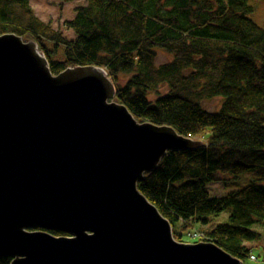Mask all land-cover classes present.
I'll return each mask as SVG.
<instances>
[{
    "label": "trees",
    "instance_id": "obj_1",
    "mask_svg": "<svg viewBox=\"0 0 264 264\" xmlns=\"http://www.w3.org/2000/svg\"><path fill=\"white\" fill-rule=\"evenodd\" d=\"M239 2L240 16L233 9ZM250 13L247 0H86L66 22L75 35L68 40L34 14L29 0H0V35L34 40L53 73L73 65L104 67L118 101L136 118L185 135L209 129L205 147L170 151L137 187L178 241L189 224L205 226L227 211L207 241L244 260L245 244L260 239L253 227L264 223V185L250 183L220 197H210L206 186L218 175L264 167V23ZM54 43L63 48L62 60L50 59L44 47ZM158 51L170 59L156 65ZM201 60L214 62L212 75L200 70ZM120 74L129 75L123 85L116 82ZM160 87L167 92L151 101L148 92ZM210 98L220 101L217 111L196 101ZM261 258L264 264V252ZM10 260L0 257V264Z\"/></svg>",
    "mask_w": 264,
    "mask_h": 264
},
{
    "label": "water",
    "instance_id": "obj_2",
    "mask_svg": "<svg viewBox=\"0 0 264 264\" xmlns=\"http://www.w3.org/2000/svg\"><path fill=\"white\" fill-rule=\"evenodd\" d=\"M115 94L101 67L54 74L32 39L0 35V257L9 264H243L213 242L175 240L137 188L164 149L203 143L135 119L112 101Z\"/></svg>",
    "mask_w": 264,
    "mask_h": 264
},
{
    "label": "rangeland",
    "instance_id": "obj_3",
    "mask_svg": "<svg viewBox=\"0 0 264 264\" xmlns=\"http://www.w3.org/2000/svg\"><path fill=\"white\" fill-rule=\"evenodd\" d=\"M29 2L34 14L39 19H41L45 24L49 25L50 28L60 31V34L68 40H72L75 37L73 31L67 28L66 22H68V20H70L73 17L74 9L77 6L84 5L86 3V0H68V1L29 0ZM247 4L251 7V13L249 14L250 18H252L256 24L263 25L264 0H247ZM26 39H30V38H26ZM45 45H46L44 46L46 47L45 49L49 51L50 59L62 60L63 58L62 47H59L58 44L54 43L53 49H49L47 48L48 47L47 44ZM56 46L59 48H57ZM168 56L169 55L165 54L163 51L162 52L158 51L155 58V64L160 65L161 63L167 62V60L170 59V57ZM105 70H104L105 75L110 76V80L112 81L111 75L109 74L107 69ZM128 76L124 74H120L118 77H116L117 78L116 82L119 83L120 85H123L125 84V79H127ZM113 85L116 86V84L114 83ZM166 92L167 89L165 90L164 87H160L157 90L149 91L147 97L151 101H154V99H156L158 95L164 94ZM112 101H118L116 94L114 95V98H112ZM219 104L220 101L217 98L204 99L201 102L202 107L208 110L209 112L217 111ZM209 131H210L209 129H205L199 135L195 136L194 139L206 143L207 137L209 135ZM217 179L218 180H215L214 182L208 183L206 186V191L208 192L210 197H220L233 190L242 189L243 187L247 186L250 183L264 185V167L259 166L253 169H249L244 173H242L236 179H232L230 176H222V175H218ZM227 216H228V212L223 211L221 214L218 215V217L211 220V222H209L205 226H199L193 223L189 224L188 226L190 228L187 231H184V233L182 234V241L191 243V242H195L196 240H199V238L202 236L204 232L205 233L203 234V236L207 234V232L211 231L216 225H218V223L226 221ZM178 225L179 224H175L174 229L175 228L178 229L179 228ZM253 228L260 234V239L258 241H252L250 243L245 244V247L247 248V255L249 256V254H253L255 257L251 256L250 257L251 259H249L251 262L248 260H244V263L262 264L261 257H262V253L264 252V223L257 222L255 227Z\"/></svg>",
    "mask_w": 264,
    "mask_h": 264
},
{
    "label": "bare ground",
    "instance_id": "obj_4",
    "mask_svg": "<svg viewBox=\"0 0 264 264\" xmlns=\"http://www.w3.org/2000/svg\"><path fill=\"white\" fill-rule=\"evenodd\" d=\"M240 7H241V3L239 2L238 4H237V6L236 7H234L233 9H236L237 10V12H238V16H240L241 15V11H240ZM230 10H231V8H230ZM248 17L250 18V15H248ZM224 18H226V17H224ZM224 18H222L221 20H223ZM226 21H228V20H226ZM202 60L200 61V70L201 69H203V72H205V75H209V74H211L212 75V71H214L215 70V68H216V66L214 65V62H212V60L211 61H206L205 63H206V65L202 62ZM103 70H105L104 69V67H101ZM106 71V70H105ZM108 78L110 79V76H108ZM197 101V103H201L202 102V100H196ZM126 106V105H125ZM126 108L128 109V111L133 115V113L129 110V108L126 106ZM206 110V109H205ZM134 116V115H133ZM134 118L135 119H141L142 121H148L149 123H151L152 125H155V126H158V127H160V125L159 124H156V123H154V122H152V121H149V120H147V119H142V118H136L135 116H134ZM161 125H163V126H169L174 132H176V134L178 135V136H181L182 138H184V139H186L187 141H189V142H191L190 140H195V141H199V140H197V139H194V137L195 136H197V134L196 135H185V134H182V133H180V132H178V130L175 128V127H173V126H171V125H167V124H161ZM203 144H200L199 146H196V147H192V148H176V149H164V151H163V155L161 156V158H160V160H159V163L158 164H160V162H161V160H162V158L164 157V156H166L170 151H192V150H197V149H199V148H202V147H205L206 146V144H205V142H202ZM157 167H158V165H157ZM156 167V168H157ZM257 167H259V166H257ZM155 168V169H156ZM256 168V167H255ZM154 169V170H155ZM146 173V172H145ZM144 173V174H145ZM242 173H240L237 177H239L240 175H241ZM232 179H236L237 177L235 176V175H229ZM138 182L139 181H137V184H138ZM255 184V183H254ZM138 188V187H137ZM141 193V192H140ZM142 194V193H141ZM143 195V194H142ZM144 196V195H143ZM151 203V202H150ZM152 204V203H151ZM156 209H157V207L154 205V204H152ZM158 210V209H157ZM158 212L161 214V212L158 210ZM162 215V214H161ZM189 233V232H188ZM188 233H187V235H188ZM205 233V232H204ZM203 233V234H204ZM203 234H202V236L199 238V240H196L195 242H191V243H197V242H202V241H205V242H211V241H207V238H206V234L203 236ZM172 235H173V232H172ZM175 239V238H174ZM181 239H182V237H181ZM178 241V240H177ZM178 242H182V243H188V242H184V241H182V240H179ZM214 243V242H213ZM230 254V253H229ZM233 256V255H232ZM255 257L253 254H249V256H248V258L247 259H244V260H248V261H250L249 259H251L250 257ZM235 257V256H234ZM237 258V257H236ZM238 259H240V258H238ZM241 261H242V263L243 264H245L244 263V260L243 259H240ZM251 262V261H250ZM257 262V261H256Z\"/></svg>",
    "mask_w": 264,
    "mask_h": 264
}]
</instances>
